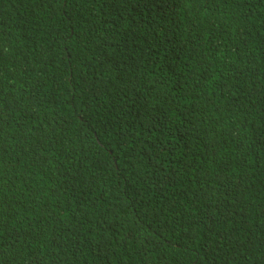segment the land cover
<instances>
[{"label": "trees", "instance_id": "obj_1", "mask_svg": "<svg viewBox=\"0 0 264 264\" xmlns=\"http://www.w3.org/2000/svg\"><path fill=\"white\" fill-rule=\"evenodd\" d=\"M0 264H264V0H0Z\"/></svg>", "mask_w": 264, "mask_h": 264}]
</instances>
